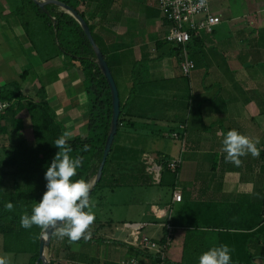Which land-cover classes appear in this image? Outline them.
I'll use <instances>...</instances> for the list:
<instances>
[{
	"label": "crops",
	"instance_id": "obj_1",
	"mask_svg": "<svg viewBox=\"0 0 264 264\" xmlns=\"http://www.w3.org/2000/svg\"><path fill=\"white\" fill-rule=\"evenodd\" d=\"M232 2L209 0L221 21L212 33L195 35V68L185 76L177 51L165 41L168 23L157 0H82L79 10L95 25L125 105V133L139 136L145 152L166 160L182 155L183 163L174 185L163 186L166 192L156 196L151 186L130 187L119 203L123 214L116 212L117 202L105 210L104 198L93 200L95 235L72 242L54 231L44 248L48 262L120 264L134 256L141 264H199L202 253L227 244L233 264H264L263 153L241 157L236 165L222 151L232 129L264 146V0H240L236 11ZM19 6L20 0H0V86L15 83L33 98L42 88L65 137H86L88 94L79 62L47 44L43 21L31 20L41 25L36 29L31 22L25 26ZM23 113L16 117L20 130ZM173 132L184 142L172 138ZM122 139L121 144L130 140ZM177 191L179 202L173 199ZM167 221L172 239L159 261L123 228L144 223L140 236L162 241Z\"/></svg>",
	"mask_w": 264,
	"mask_h": 264
},
{
	"label": "trees",
	"instance_id": "obj_2",
	"mask_svg": "<svg viewBox=\"0 0 264 264\" xmlns=\"http://www.w3.org/2000/svg\"><path fill=\"white\" fill-rule=\"evenodd\" d=\"M57 1L76 10L85 20L113 75L109 56L101 44L100 36L95 32V25L90 22V18L83 11L79 10L82 0ZM98 1L103 4V0ZM18 10L25 26L33 18L43 21L56 49L78 61L84 72L88 94L87 134L86 137L78 135L67 139L68 146L72 149L70 155L83 157V165L77 170V176L73 179H85L93 184L90 194L91 203L92 199L101 201L106 192L122 186L147 187L159 185L172 187L177 172H171L164 168L159 184H154L151 176L146 172L145 165L141 161V155L145 151L137 144L140 137L125 133L124 129H127L130 125L124 120L125 105L121 102V99L118 129L103 167L102 175L94 183L110 131L112 117L111 90L98 64L95 50L80 22L58 4L49 2L40 6L34 0H20ZM98 10H100L99 7ZM194 38L195 36H192L191 41L188 43L189 53ZM175 50L178 53V49ZM11 86H0V100L10 102L7 110L0 115V135H10L9 144L2 146L4 155L0 156V168L7 171L2 176L0 175V235L3 238L2 249L5 253L13 254L17 258L15 259L17 261L12 264H43L41 261L37 262L42 230L37 226H33L31 229L22 228L20 218L25 213L31 214L32 208L46 191L45 171L56 152L59 151L53 143L58 138L65 137L66 128L57 119L55 112L47 103L46 93L42 88L38 90L36 98H33L23 96L19 85L12 83ZM22 111H26L29 117L33 143L28 142L25 138H13L12 130H9L7 126V123L10 122L14 128L20 129L22 124L16 117ZM3 120L6 124L2 125ZM122 138L124 140L125 138L130 139L128 144H125V142L121 144ZM85 145L88 146L87 150H85ZM158 159L166 161L161 156H158ZM7 175L13 178L11 188H8L5 180ZM9 202L14 205L11 211L6 207ZM93 235L95 233L92 231V237ZM79 241L88 240L80 239ZM141 249L142 252H148L143 248ZM20 256L23 257L18 258ZM153 256L157 259L156 261L162 259L158 254ZM249 263L251 264V259L247 261V264ZM49 264H51V261Z\"/></svg>",
	"mask_w": 264,
	"mask_h": 264
},
{
	"label": "clouds",
	"instance_id": "obj_3",
	"mask_svg": "<svg viewBox=\"0 0 264 264\" xmlns=\"http://www.w3.org/2000/svg\"><path fill=\"white\" fill-rule=\"evenodd\" d=\"M260 143L259 138L254 140L232 129L222 140V151L226 160L239 165L241 157L248 154L258 157L261 154L262 149L257 147ZM53 145L59 151L45 171L46 191L31 214L21 216L20 226L24 229L37 226L42 234L55 229L58 238H67L72 242L89 240L96 219L91 210L94 205L90 201L93 184L85 179H73L83 165V157L70 155L72 149L66 137L58 138ZM84 147L87 150L88 146ZM6 207L11 211L14 205L9 202ZM232 251L227 244L211 247L201 254L199 264H233ZM0 264H11V260L7 255H0Z\"/></svg>",
	"mask_w": 264,
	"mask_h": 264
},
{
	"label": "built area",
	"instance_id": "obj_4",
	"mask_svg": "<svg viewBox=\"0 0 264 264\" xmlns=\"http://www.w3.org/2000/svg\"><path fill=\"white\" fill-rule=\"evenodd\" d=\"M158 9L162 17L168 23V31L165 41L178 49V59L183 75L188 76L195 68L194 61L190 57L188 43L192 36L201 32L212 33L221 18L212 13L209 0H157ZM10 106L7 100H0V115ZM172 138L184 142V136L179 132H173ZM264 157V146L262 147ZM141 161L145 165L146 172L151 176L154 184H159L164 168L171 172H177L183 163L182 155L166 161H160L158 157L150 152L141 155ZM175 201H181V194L177 191L173 193ZM262 217L264 222V203L262 207ZM144 223H125L123 228L129 230L135 245L140 244L141 248L164 257L165 249L170 245L172 239L173 226L167 221L163 226L166 234L162 241L153 240L147 236H140ZM120 264H141L137 257H129L121 260Z\"/></svg>",
	"mask_w": 264,
	"mask_h": 264
},
{
	"label": "water",
	"instance_id": "obj_5",
	"mask_svg": "<svg viewBox=\"0 0 264 264\" xmlns=\"http://www.w3.org/2000/svg\"><path fill=\"white\" fill-rule=\"evenodd\" d=\"M34 1L36 3H38L40 6H43L49 2L56 3L59 6H61L66 12L73 15L80 22L81 26L83 27V30L85 31V34L87 35V38L89 39L92 47L95 50L98 64H99L101 70L103 71V73L107 79V82L109 84V87L111 90V98H112L111 125H110V131H109V134L107 136L106 143H105L103 156H102V159H101V162H100V165L98 168V172H97V175H96V178L94 181V183H96L102 175L103 167L105 165V162H106V159H107L108 154L110 152L115 134H116L117 129H118V120H119V115H120V98H119V92H118V88H117L115 79H114L112 72H111V70H110V68H109V66H108V64L104 58V55L102 54L101 50L97 46L96 42L94 41L87 23L78 14V12L76 10H74L70 6H68L62 2H59L57 0H41V1L34 0ZM90 194H91V192H90ZM54 231H55V229H49L47 231V233H44L45 238H43V237L41 238L40 245H39V257H38L37 262L41 261L43 264H49L48 260L46 259L45 255H44V248L47 244H49L50 238H51Z\"/></svg>",
	"mask_w": 264,
	"mask_h": 264
},
{
	"label": "rangeland",
	"instance_id": "obj_6",
	"mask_svg": "<svg viewBox=\"0 0 264 264\" xmlns=\"http://www.w3.org/2000/svg\"><path fill=\"white\" fill-rule=\"evenodd\" d=\"M13 1V0H12ZM16 1V0H14ZM41 1V0H39ZM242 5V3L240 2V0H233L232 4H231V7L233 8V10L236 11V8L235 6H238V9L239 7ZM31 25L33 26V28H37V26H41L40 24H38L37 21L35 22H31ZM44 26V25H43ZM45 36H46V39H47V44H52L53 45V42L51 41V37L45 32ZM26 111L25 113L22 114L23 116V119L26 120L25 122V128H22L21 130L20 129H16L14 128L11 123H8L7 126L9 128V130H12V136L13 138L15 139H22V138H25L28 142L30 143H33V135H32V130H31V127H30V123H29V117H27L26 115ZM6 124V123H5ZM3 125V124H2ZM9 137L10 135L9 134H4V135H0V156L2 157L4 154H3V150H2V146H6L9 144ZM6 169L4 168H0V175L2 176L3 173H5ZM7 172V171H6ZM5 180H6V183H7V186L8 188H11V185H12V181H13V178L12 176H9L7 175L5 177ZM93 182V181H92ZM153 188V192L156 194V196L158 195V193H163V192H166L167 188L163 187V186H154L152 185L151 186ZM128 190H130V187H127V186H122V187H118L116 188L115 191L111 192H106L104 195V200H103V206H104V209L105 210H108L109 206L108 204H110V202H112L111 204H113L114 202H117L118 207H116V212H121V214L124 213L125 211V206L119 204V203H123L126 199V196L127 193H128ZM93 201V199H92ZM42 237L45 238V235L42 234ZM2 244H3V238L2 236L0 235V255H7L10 260H11V264L12 263H15L17 260V258H15V256L13 254H10V253H5L2 249ZM23 256H20L18 258H21Z\"/></svg>",
	"mask_w": 264,
	"mask_h": 264
}]
</instances>
